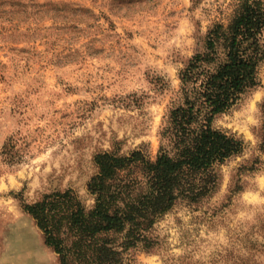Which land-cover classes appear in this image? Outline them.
Segmentation results:
<instances>
[{
  "label": "rangeland",
  "instance_id": "rangeland-1",
  "mask_svg": "<svg viewBox=\"0 0 264 264\" xmlns=\"http://www.w3.org/2000/svg\"><path fill=\"white\" fill-rule=\"evenodd\" d=\"M234 0H0V264H59L24 209L73 190L94 157L155 158L179 73ZM214 127L244 141L213 195L177 203L131 264H264V65Z\"/></svg>",
  "mask_w": 264,
  "mask_h": 264
},
{
  "label": "trees",
  "instance_id": "trees-1",
  "mask_svg": "<svg viewBox=\"0 0 264 264\" xmlns=\"http://www.w3.org/2000/svg\"><path fill=\"white\" fill-rule=\"evenodd\" d=\"M263 65L264 0H234L226 22L209 29L203 51L181 69L178 103L164 119L155 158L142 150L96 154L90 208L73 190L24 206L59 264H131L130 252L153 248L156 223L177 203L213 195L219 167L244 150L214 121L260 86Z\"/></svg>",
  "mask_w": 264,
  "mask_h": 264
}]
</instances>
